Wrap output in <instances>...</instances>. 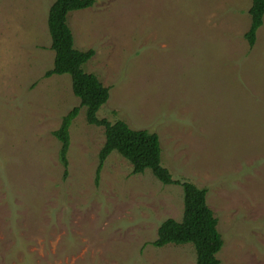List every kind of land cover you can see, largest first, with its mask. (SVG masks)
<instances>
[{
    "label": "rangeland",
    "instance_id": "1",
    "mask_svg": "<svg viewBox=\"0 0 264 264\" xmlns=\"http://www.w3.org/2000/svg\"><path fill=\"white\" fill-rule=\"evenodd\" d=\"M54 0H0V264H195L190 243L154 247L183 213L179 184L134 174L116 151L95 180L104 128L81 107L67 174L52 132L79 105L52 67ZM251 0H94L67 14L82 66L108 87L98 118L158 136L172 179L207 190L221 264H264V15Z\"/></svg>",
    "mask_w": 264,
    "mask_h": 264
},
{
    "label": "trees",
    "instance_id": "2",
    "mask_svg": "<svg viewBox=\"0 0 264 264\" xmlns=\"http://www.w3.org/2000/svg\"><path fill=\"white\" fill-rule=\"evenodd\" d=\"M94 0H54L47 13V31L50 48L54 52L52 67L44 72L45 77L53 74H68L72 93L79 99V105L72 107L52 134L59 141L58 159L67 174V151L70 143L69 128L81 107L85 108L87 123L104 128V144L98 154L95 180L106 157L116 151L132 166L134 174L148 169L164 184H179L182 189L183 213L181 219L167 218L157 228L156 238L150 243L154 247L165 244L190 243L194 247L195 264H221L216 254L223 245L217 229V218L207 206V190L189 180H175L161 165V148L158 136L145 129H131L123 120L109 122L98 118L97 111L108 98V87L104 86L94 73L85 72L82 66L93 56V49L79 50L74 47L73 36L67 25V14L73 10L89 8ZM250 23L244 34L249 46L256 39L264 15V0H251L248 9Z\"/></svg>",
    "mask_w": 264,
    "mask_h": 264
}]
</instances>
